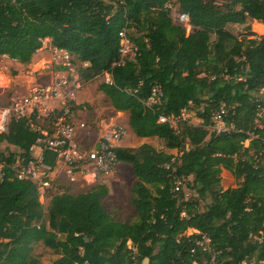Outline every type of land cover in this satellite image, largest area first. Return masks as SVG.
<instances>
[{
	"label": "trees",
	"instance_id": "1",
	"mask_svg": "<svg viewBox=\"0 0 264 264\" xmlns=\"http://www.w3.org/2000/svg\"><path fill=\"white\" fill-rule=\"evenodd\" d=\"M169 1L0 0V56L27 64L49 38L86 63L79 67L83 81L108 72L110 81L98 90L114 111L128 113L134 135L164 145L115 148L136 179L129 200L133 221L117 220L104 208L103 183L76 194H49L44 209L36 186L14 178L8 166L15 155L29 158L37 137L26 118H12L0 133V264H41L36 244L59 255L52 264H210L212 254L217 264H264V156L254 158L263 131L250 136L256 105H264L255 95L264 87V35L239 37L226 28L264 24V0H176L189 17V32L171 15ZM124 26L135 31L127 33L137 52L111 68ZM154 83L163 98L149 108L144 100ZM221 103L229 107L226 121L235 130L209 134L210 113ZM190 105L200 125L181 121L175 132L158 122L159 115H179ZM3 143L13 150L2 149ZM44 159L55 164L48 152ZM223 169L236 186L223 187ZM175 178L193 196L185 197L183 184L174 192ZM190 229L210 237L211 253L197 245L200 233Z\"/></svg>",
	"mask_w": 264,
	"mask_h": 264
},
{
	"label": "built area",
	"instance_id": "2",
	"mask_svg": "<svg viewBox=\"0 0 264 264\" xmlns=\"http://www.w3.org/2000/svg\"><path fill=\"white\" fill-rule=\"evenodd\" d=\"M173 18L185 27L187 32L190 31L191 25L187 14L177 11ZM127 31L124 26L118 32L119 56L111 63V68L123 65L125 59L136 55L137 48L130 40ZM42 45L50 47V64L53 67L50 71L51 80L31 86L25 94L13 95L9 103L0 109V133L6 131L12 118L21 117L26 118L29 127L37 133L30 147V157L24 159L19 154L15 155L13 162L8 166L14 178L31 181L40 197L53 188L60 167L69 181H74L77 174L88 169L102 176L115 173L120 164L115 148L126 135V126L113 123L107 126L94 141L91 140V124L79 118L80 113L86 110V105L77 101L78 92L84 86V81L79 75V64L83 62L76 61L65 49L50 46L46 39L42 40ZM103 75L105 82H109L110 74L105 72ZM223 78L229 79L231 76L224 73ZM255 95L260 100H264V87H260ZM162 98L161 86L154 83L144 104L153 108L161 104ZM189 111V107H185L181 109L179 115L161 114L158 116V122L168 124L175 132L179 131L178 124L181 121L200 125L202 121L199 124L193 123L194 119H190ZM228 113L229 107L224 103L211 111L207 125L209 134L219 135L235 130V127L226 121ZM253 127L254 131L250 132V136L254 139L259 138L258 131H263V136L260 137L262 148L254 154V158L259 159L260 156H264V105L261 103L256 105ZM248 141L249 139L245 140V146L248 145ZM44 152L54 155V165L45 161ZM179 154L180 152L176 150L175 155L179 156ZM0 165L1 180L4 175V164L0 163ZM181 184V180L175 178L173 191L178 192ZM192 232L200 233L197 230ZM196 243L204 252L211 253V240L206 233H200ZM210 264H217L214 254L210 257ZM241 264L246 262L242 261Z\"/></svg>",
	"mask_w": 264,
	"mask_h": 264
},
{
	"label": "rangeland",
	"instance_id": "3",
	"mask_svg": "<svg viewBox=\"0 0 264 264\" xmlns=\"http://www.w3.org/2000/svg\"><path fill=\"white\" fill-rule=\"evenodd\" d=\"M225 1L226 0H214L217 5H222ZM168 6L170 7L171 15L175 17V13L178 11L176 0H170ZM226 28L239 37L246 36L250 38L264 35V24L255 20L247 21L244 24H228ZM128 32L132 36L135 35L133 28L129 29ZM46 50L43 51L44 53L42 52L35 61H32L31 64H20L10 58L0 57V109L9 103L13 95L27 93L29 88L35 84H39L43 77L48 75L46 78L50 77L47 80H51V74L48 72H50L53 67L51 64L49 67H46V64H48L47 57L49 58V53ZM43 57H45V59ZM85 65L84 63L79 64L80 67H84ZM103 81H105V75L102 74L89 81H84V86L81 89L83 92H86L89 97V106L86 107L85 111L80 113L79 118L91 124V140L94 141L110 124L121 123L126 126V135L123 137L125 148L133 150L140 144L146 142L157 149H164L161 140L154 137L140 138L134 135L127 123L128 113L114 111L105 95L98 90V85ZM80 91L78 92L79 95L81 94ZM83 94L84 93L81 95ZM189 109L190 119H194L193 123L199 124L202 120L197 114V109L192 105H190ZM6 146L13 150V146L7 145L6 143L1 145L2 149ZM64 175L60 167L53 182V188L49 193H44L42 197L39 195V200L43 203L44 209L47 205L49 194L65 190L76 194L89 189L97 183H103L108 188L107 195L102 198L104 208L117 220L131 222L135 219L134 209L129 200L130 191L136 179L129 164L120 163L115 173L105 176L97 175L92 169L77 174L74 181H69ZM221 177L224 188L236 186L235 179L227 170L223 169L221 171ZM182 184L185 197L193 196L194 192L188 189L184 183ZM208 201L209 198L201 200L199 209L202 210ZM192 231L194 230L190 229L188 233ZM33 253L38 257L41 264H52L53 261L59 257L53 250L44 247L42 244H36ZM145 262L146 260L144 263Z\"/></svg>",
	"mask_w": 264,
	"mask_h": 264
},
{
	"label": "crops",
	"instance_id": "4",
	"mask_svg": "<svg viewBox=\"0 0 264 264\" xmlns=\"http://www.w3.org/2000/svg\"><path fill=\"white\" fill-rule=\"evenodd\" d=\"M46 40H48V42H49V44H50V46H51V42H50V39L49 38H45ZM47 49V50H46ZM48 51V53H49V58L47 57V59H48V64H46V67H49L50 66V47H48V45L47 46H43L42 45V47H40L37 51H36V53L32 56V59H31V61L28 63V64H31V62L32 61H35V59H37L38 58V56L43 52V51ZM44 53V52H43ZM0 57H7V56H0ZM7 58H9V57H7ZM44 59H45V57H43ZM11 60H14V59H11ZM14 61H16V60H14ZM20 64H22V63H20ZM45 67V68H46ZM51 71V70H50ZM48 73H50V72H48ZM48 76V75H47ZM47 76H45V77H43L42 78V80H40V83H47L48 82V78L50 77H48V78H46ZM44 79V80H43ZM81 92V94L82 93H84L83 95H77V101L79 102V103H82L83 105H86V107L87 106H89L88 105V102H89V97L87 96V93L86 92H83L82 90L80 91ZM90 96V95H89ZM85 111V110H84ZM116 112H118V111H116ZM85 113V112H84ZM83 113V114H84ZM128 123V122H127ZM127 125V124H126ZM128 126V125H127ZM123 140H124V138L119 142V144H118V147H123V148H125L124 146V142H123ZM124 143V144H123ZM173 152H175V150L173 151Z\"/></svg>",
	"mask_w": 264,
	"mask_h": 264
}]
</instances>
